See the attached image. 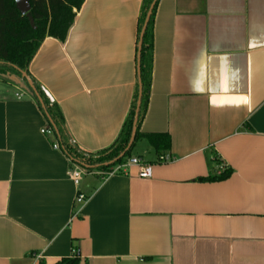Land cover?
I'll use <instances>...</instances> for the list:
<instances>
[{"label":"crops","instance_id":"1","mask_svg":"<svg viewBox=\"0 0 264 264\" xmlns=\"http://www.w3.org/2000/svg\"><path fill=\"white\" fill-rule=\"evenodd\" d=\"M141 2L84 0L28 66L83 152L109 148L129 112ZM47 128L0 79V264H264V0H158L139 132L167 134L172 160L139 140L150 179L129 166L75 186Z\"/></svg>","mask_w":264,"mask_h":264},{"label":"trees","instance_id":"2","mask_svg":"<svg viewBox=\"0 0 264 264\" xmlns=\"http://www.w3.org/2000/svg\"><path fill=\"white\" fill-rule=\"evenodd\" d=\"M27 2L30 10L26 16L20 14L15 0H0V77H17L22 80L19 73L21 71L25 72L31 79L42 101L43 108L32 94L30 96L41 107L49 123V135L55 137L57 141L55 145L58 146V149H62L65 156L69 159L70 166H78L85 173H99L102 177L109 176L115 172L118 173L119 170L115 171V169L131 159V153L136 143L141 139H145L157 154L168 153L170 138L167 134H141L139 132L140 124L148 106L152 67L153 20L158 0L148 20L140 50L139 79L141 83V98L135 140L131 149L112 164L110 162H113L125 150L131 136L138 98V83L136 82L135 84L127 117L113 144L109 148L96 153H86L79 150L67 134L59 108L43 88L30 76L28 66L45 38H53L59 42L65 41L76 13L80 10L84 0H27ZM152 2L153 0H142L141 2L137 24V44ZM29 19L32 20V25ZM50 122L54 125L57 134ZM229 174L230 170L226 169L218 176L208 177L206 181L224 180ZM77 263L76 259H65L58 262V264Z\"/></svg>","mask_w":264,"mask_h":264},{"label":"water","instance_id":"3","mask_svg":"<svg viewBox=\"0 0 264 264\" xmlns=\"http://www.w3.org/2000/svg\"><path fill=\"white\" fill-rule=\"evenodd\" d=\"M156 2H157V0H153L152 4H151V6H150V8L148 10V13H147V16L145 18V22H144L143 28H142L141 33H140L139 41H138V44H137L136 69H137V83H138V98H137L136 108H135V113H134V118H133V126H132L131 136H130L129 142H128L125 150L113 162H110V164H112L115 161H117L118 159L122 158L125 155V153L128 152L131 149V147H132V145L134 143V140H135V135H136V130H137V122H138V112H139L140 98H141V83H140V79H139L140 50H141L143 34L145 32L148 20H149V18L151 16L153 7L156 4ZM15 3H16V6H17L18 11L20 12V14L27 16L28 12L30 10V6H29L27 0H15ZM29 22L32 25V20L31 19H29ZM19 73L21 75L22 80L25 82L24 83L21 79H19L24 84V87L23 88L21 87V89H23L24 92L26 94H28L29 96L32 94L33 97L40 104V106L43 108L42 101H41V99H40V97H39V95H38V93H37L32 81H31V79L26 75L25 72L19 71ZM11 78H13V77H11ZM11 78L1 77V79H4L6 81L11 80ZM50 124H51L52 128L54 129L55 133L57 134V131H56L54 125L51 122H50Z\"/></svg>","mask_w":264,"mask_h":264},{"label":"built area","instance_id":"4","mask_svg":"<svg viewBox=\"0 0 264 264\" xmlns=\"http://www.w3.org/2000/svg\"><path fill=\"white\" fill-rule=\"evenodd\" d=\"M16 96L20 98L21 94H17ZM42 133L45 135H49L50 131L47 128V129H43ZM53 148L58 149V146L54 145ZM171 160L172 158L169 154H161L157 157L156 162L157 163H167V162H170ZM129 166H136L138 168V177L141 179H150L152 177V165L148 163H144L138 158H131L127 160V162L124 165H122L119 168H116L115 171H118L120 169H125ZM222 170L224 171L223 167H222ZM84 174L85 172L81 168L75 165H71L68 171V176L75 186L79 184ZM84 201H85V197L83 195L78 194L76 196V199H75L76 203L80 204V203H83ZM71 255L72 257H74L76 255V252L72 251Z\"/></svg>","mask_w":264,"mask_h":264},{"label":"rangeland","instance_id":"5","mask_svg":"<svg viewBox=\"0 0 264 264\" xmlns=\"http://www.w3.org/2000/svg\"><path fill=\"white\" fill-rule=\"evenodd\" d=\"M0 79H1V77H0ZM6 82H10V84L12 85V86H17V88L19 87V88H23L24 87V84H23V82L21 81V80H19L17 77H13V78H11V80H8V81H6ZM138 144H146V143H144L143 141H142V143H138ZM138 151H139V146H137L134 150H133V153H138Z\"/></svg>","mask_w":264,"mask_h":264}]
</instances>
